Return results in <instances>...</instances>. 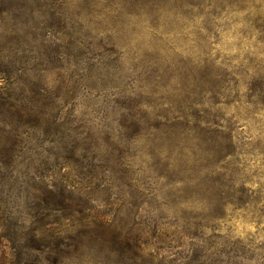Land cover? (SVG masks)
I'll return each mask as SVG.
<instances>
[{
	"label": "rangeland",
	"instance_id": "rangeland-1",
	"mask_svg": "<svg viewBox=\"0 0 264 264\" xmlns=\"http://www.w3.org/2000/svg\"><path fill=\"white\" fill-rule=\"evenodd\" d=\"M0 264H264V0H0Z\"/></svg>",
	"mask_w": 264,
	"mask_h": 264
},
{
	"label": "trees",
	"instance_id": "trees-1",
	"mask_svg": "<svg viewBox=\"0 0 264 264\" xmlns=\"http://www.w3.org/2000/svg\"><path fill=\"white\" fill-rule=\"evenodd\" d=\"M45 250V249H44Z\"/></svg>",
	"mask_w": 264,
	"mask_h": 264
}]
</instances>
